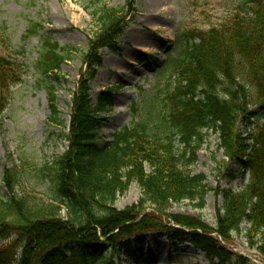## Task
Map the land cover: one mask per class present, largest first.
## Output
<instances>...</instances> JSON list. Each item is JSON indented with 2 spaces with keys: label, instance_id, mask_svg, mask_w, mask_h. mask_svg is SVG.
<instances>
[{
  "label": "trees",
  "instance_id": "16d2710c",
  "mask_svg": "<svg viewBox=\"0 0 264 264\" xmlns=\"http://www.w3.org/2000/svg\"><path fill=\"white\" fill-rule=\"evenodd\" d=\"M136 3L126 0L121 10L96 9L93 19L97 31L85 55L90 72L101 65L104 49L116 50ZM38 31L37 27L29 28L23 39L37 36ZM197 37L198 42L184 50V58L176 60L180 79L168 97L166 112L154 111L135 126L114 132L108 140L100 134L108 122L114 94L123 85L119 82L101 92L96 103L83 87L74 99L66 136L70 148L51 167L58 205L19 194L18 174L5 169L2 183L9 196L0 190V243L13 242L0 248V264H113V249L121 237L163 231L170 241L178 243L188 242L191 235L190 242L210 264H249L248 258L231 253L226 246L243 224L248 226L246 237L251 248L264 261V125L247 136L237 127L241 120L252 125L248 117L252 106L264 121V0L236 1L230 17ZM72 51L46 39L34 63L48 95V124L63 131L68 126L58 106L56 88L48 80L61 79V66ZM27 73L28 65L0 52V113L6 108L11 88L23 83ZM208 132L218 133L225 156L250 174L241 192L221 191L223 214L216 229L175 217V226H168L154 214L138 212L150 204L162 211V217L169 203L183 200L204 207L207 179L187 168L197 162V152ZM144 163L149 165V173ZM229 176L234 178L232 171ZM133 182L142 189L139 205L116 211L118 195L125 194ZM63 209L70 219L60 216ZM123 226L126 229L115 233ZM104 244H109L111 254L103 253Z\"/></svg>",
  "mask_w": 264,
  "mask_h": 264
},
{
  "label": "rangeland",
  "instance_id": "374dc122",
  "mask_svg": "<svg viewBox=\"0 0 264 264\" xmlns=\"http://www.w3.org/2000/svg\"><path fill=\"white\" fill-rule=\"evenodd\" d=\"M236 1L137 0L136 11L128 19L130 25L117 42L116 50L104 49L102 65L90 72L85 55L97 31L93 19L96 9L106 6L121 10L126 7V0H0V52L28 65L23 83L11 88L6 108L0 113L1 193L9 196L2 183L4 171L9 168L19 176V194L58 205L51 167L55 159L70 148L66 136L70 131L74 99L83 87L96 103L101 92L119 82L123 85L114 94L108 122L100 134L103 139H110L114 132L125 127L135 126L156 111L166 112L168 97L180 79L176 60L184 58V50L198 42L200 33L220 26L230 17L236 9ZM32 27L39 28L38 34L25 41L23 36ZM46 39L57 43L61 49H73L61 66V79L48 80L56 88L58 106L68 126L64 131L48 124V95L41 87L42 77L34 69ZM148 57L159 63L153 62L155 66H152ZM248 117L251 126L243 120L237 124L244 136L264 125L256 107L250 108ZM197 157V162L187 170L194 175L203 174L207 179L208 193L203 208L196 201L183 200L169 203L162 217V211L150 204L138 208V212L145 210L146 214H154L168 226H175V217L200 221L216 229L219 216L223 214L221 191L241 192L249 183L250 174L225 156L218 133L208 132ZM144 170L151 171L147 163ZM230 171L234 178L229 176ZM141 199L142 189L133 182L125 194L118 195L114 209L123 212L139 205ZM60 216L65 220L71 218L64 209ZM247 227L243 224L240 232L232 233L227 249L248 258L249 264H264L257 250L249 244ZM123 229L126 226L115 233ZM187 237L185 243L170 241L166 231L121 237L113 249V264H210L206 255L190 242L192 236ZM12 242H1L0 248L5 249ZM102 249L103 253H112L109 244H104Z\"/></svg>",
  "mask_w": 264,
  "mask_h": 264
}]
</instances>
